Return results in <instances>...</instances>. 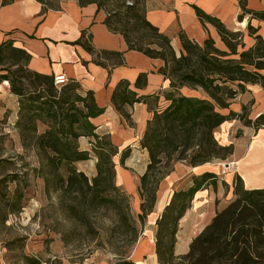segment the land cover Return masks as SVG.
<instances>
[{"label":"trees","instance_id":"obj_1","mask_svg":"<svg viewBox=\"0 0 264 264\" xmlns=\"http://www.w3.org/2000/svg\"><path fill=\"white\" fill-rule=\"evenodd\" d=\"M12 1L4 0L3 3ZM38 1L48 9L58 6L60 0ZM79 2L81 5L95 3L99 9H104L108 28L123 35L128 49L162 59L164 65L159 71L170 80L172 90L165 94L170 103L154 112L141 141L150 158L146 172L139 179L142 197L139 217L144 223L156 205L159 184L173 170L176 162L185 161L195 166L215 159L226 160L233 154L234 144L222 145L215 135L223 122L240 117L245 125L253 126L256 130L264 125V114L252 120L248 117L246 106L241 114L234 111L224 114L220 111L228 108L238 93L246 90V84L261 83L264 86V75L260 73L264 69V38L256 35L255 44L244 48L242 32L228 29L219 18L196 7L199 19L203 24L210 22L217 28L228 50L219 49L211 36L200 44L181 30V48L177 52L172 38L147 18L143 0ZM240 3L244 13L251 12L255 18L264 20V11H250L246 7V0ZM248 28L255 34L257 29L251 22ZM77 43L83 44L95 55V62L102 66L125 64L124 51L96 50L92 46L89 30L82 32ZM30 59L31 54L14 42L8 40L0 44V66L6 71L0 75V79L13 78L11 92L21 98V110L28 107L29 113L38 111L39 114L29 116L33 130H36L38 119L47 117L50 120L51 125L36 137L41 154L47 160H58L69 165L66 182L71 190L85 186L96 189L103 184V180L113 185L116 176L113 158L120 149L108 133L96 132L97 125L92 118L102 114L105 109L97 104L94 92L83 91L76 79L68 78L58 84L56 75L31 69L28 65ZM146 83L147 73H141L135 85L142 87ZM185 86L201 88L207 97L181 93L180 89ZM144 98L130 88L128 80L120 81L112 94L116 109L130 122L131 116L125 106ZM81 136L91 138L92 149L98 159L97 175L92 184L88 176L73 165L89 157L88 150L80 149L78 140ZM130 153L129 146L122 151L121 164L125 163ZM210 176V173L203 175ZM201 186L202 182L195 180L188 190L176 191L158 219L156 253L160 264H173L178 259L181 264H264V187L247 189L240 175L235 180V197L217 210L212 220L197 233L186 254L176 255L179 222ZM104 189L108 188L105 186ZM124 200V197L104 196L105 202L115 205H122ZM119 264L135 262L124 258Z\"/></svg>","mask_w":264,"mask_h":264},{"label":"crops","instance_id":"obj_2","mask_svg":"<svg viewBox=\"0 0 264 264\" xmlns=\"http://www.w3.org/2000/svg\"><path fill=\"white\" fill-rule=\"evenodd\" d=\"M3 1L0 0V44L9 40L26 49L31 54L28 63L31 69L64 79H76L83 91L92 90L97 104L105 109L102 114L92 118L97 125L96 132L108 133L121 153L126 147L131 148L125 164L117 162L116 178L127 193L134 195L135 210L141 211L138 181L150 161L149 152L142 147L141 141L154 112L170 103L165 94L172 90L170 80L159 71L164 61L128 49L123 35L111 31L105 24L107 12L99 9L95 3L81 5L79 0H60L58 6L45 9L38 0H13L7 4ZM240 2L143 0L147 18L168 34L174 44L181 47L179 32L183 30L200 44L211 36L221 50L228 49L217 28L210 22L203 24L197 16L196 7L219 18L228 29L242 32L244 48H249L255 44L256 35L264 38V20L255 18L251 12L244 13ZM246 7L250 11H264V0H246ZM250 22L257 29L255 34L249 31ZM84 30L91 32L92 46L96 50L124 51L125 64L105 67L96 63L95 55L83 44L77 43ZM141 73H147V83L137 87L135 83ZM260 73L264 75V69ZM122 80H128L130 88L138 96L145 97L142 101L125 106L131 122L112 102V94ZM199 90L203 91L187 86L180 89L186 95H193ZM244 106L252 120L264 114V86L261 83L246 84V90L238 93L230 106L220 111L224 114L231 111L241 114ZM215 135L222 145L234 144L233 154L224 164L215 160L195 166L185 161L175 163L173 170L160 183L156 205L143 224V233L132 259L135 264H160L155 244L157 221L176 191L188 190L195 180L202 182L179 222L175 253L183 255L189 251L193 238L212 220L216 211L235 196L237 175L245 180L247 189L264 187V125L256 130L236 117L223 122ZM83 138L91 143L90 137H82L81 142ZM206 173L211 176L203 177ZM146 254L149 256L145 259Z\"/></svg>","mask_w":264,"mask_h":264},{"label":"rangeland","instance_id":"obj_3","mask_svg":"<svg viewBox=\"0 0 264 264\" xmlns=\"http://www.w3.org/2000/svg\"><path fill=\"white\" fill-rule=\"evenodd\" d=\"M174 47L180 51V46ZM12 79H0L1 264H119L124 258L134 259L144 224L141 211L134 208V195L118 184L116 176L115 188L103 180L96 189L71 190L66 182L69 165L47 160L37 147L36 137L51 125L49 118L38 119L33 130L29 116L39 113H29L28 107L21 110V98L11 92ZM193 93L207 97L200 90ZM82 137L88 136L78 142L89 157L73 165L92 184L98 159L92 143L84 138L81 142ZM120 155L121 151L113 158L116 165ZM104 196L125 200L115 205L105 202ZM181 263L178 259L173 264Z\"/></svg>","mask_w":264,"mask_h":264},{"label":"built area","instance_id":"obj_4","mask_svg":"<svg viewBox=\"0 0 264 264\" xmlns=\"http://www.w3.org/2000/svg\"><path fill=\"white\" fill-rule=\"evenodd\" d=\"M56 80H57V83L60 84V83L65 82L66 79H64L63 77H57L56 76Z\"/></svg>","mask_w":264,"mask_h":264}]
</instances>
